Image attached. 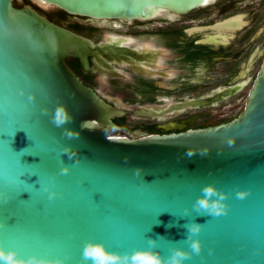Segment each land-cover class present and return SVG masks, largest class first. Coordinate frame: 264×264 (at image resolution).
I'll use <instances>...</instances> for the list:
<instances>
[{
	"label": "water",
	"instance_id": "1",
	"mask_svg": "<svg viewBox=\"0 0 264 264\" xmlns=\"http://www.w3.org/2000/svg\"><path fill=\"white\" fill-rule=\"evenodd\" d=\"M27 1L44 12L127 21L163 9L187 12L213 0ZM13 2L0 0V247L63 264H82L89 241L121 255L152 249L165 260L179 248L191 254L183 264H264V57L243 110L231 121L188 130L169 126L162 135L126 133L114 119L163 118L201 103L132 108L99 97L66 60L76 59L84 73L124 79L103 60L129 64L148 77L164 75L134 66L153 67L156 56L94 45ZM89 56L95 68H89ZM59 104L73 117L61 128L52 123ZM65 128L79 137L66 138ZM229 138L234 146L227 145ZM66 147L77 156L69 159ZM202 148L210 149L207 156L185 155ZM65 166L70 172L61 175ZM208 184L228 194L226 215L193 209ZM238 191L250 195L239 199ZM52 192L57 196L49 200ZM191 222L203 224L193 237L201 242L199 254L185 243L184 225ZM149 239L156 240L154 248Z\"/></svg>",
	"mask_w": 264,
	"mask_h": 264
},
{
	"label": "flooded vegetation",
	"instance_id": "2",
	"mask_svg": "<svg viewBox=\"0 0 264 264\" xmlns=\"http://www.w3.org/2000/svg\"><path fill=\"white\" fill-rule=\"evenodd\" d=\"M56 25L94 45L109 44L156 56L153 67L134 66L164 75L148 77L132 71L129 64L103 60L124 79L84 73L76 59H68L72 72L99 97L117 99L132 108L152 105L173 109L190 100L201 103L163 118L126 114L114 119L126 133L146 134L152 128L162 135L169 133L164 129L169 126L188 130L231 121L243 110L226 117L231 101L247 98L264 57V0H213L187 12L163 9L149 19L127 21L66 15ZM91 59L89 56L90 69L95 68ZM229 90L233 93L227 96Z\"/></svg>",
	"mask_w": 264,
	"mask_h": 264
},
{
	"label": "clouds",
	"instance_id": "3",
	"mask_svg": "<svg viewBox=\"0 0 264 264\" xmlns=\"http://www.w3.org/2000/svg\"><path fill=\"white\" fill-rule=\"evenodd\" d=\"M20 95H24L21 91ZM35 95L29 96L30 101L35 100ZM44 113L48 114V109H44ZM73 120L72 115L64 104H59L55 108L54 115L52 116V123L57 127L61 128L64 125L70 123ZM87 127V123L82 125ZM68 139H75L79 137V133L71 129L65 128L63 133ZM111 141V137H108ZM229 147L234 146L236 143L235 138H229L226 141ZM210 149L202 148L200 150L188 149L185 155L188 157L195 156L199 153L201 156H207ZM63 154L68 155L69 159L77 156V152L73 151L71 147H66L63 149ZM79 163V160H76ZM70 172V168L65 166L61 169V175H67ZM47 191V190H46ZM201 195L193 205V209L198 213V215H211V216H221L227 214L228 205L224 203L228 194L217 189L213 184H208L202 188ZM239 199H245L250 195L249 191H238L236 193ZM57 194L55 192L50 193L48 199H55ZM189 210H185V215H188ZM187 229V237L185 243L190 244V248L196 254H199L202 250L201 242L198 239H193L197 236L202 228L203 224L191 222L184 225ZM148 243L154 248L156 245L155 239H149ZM191 258V254L182 249L176 248L172 250V255L165 260L159 252L152 249L149 250H137L131 254H118L114 252H109L104 244L87 242L83 248L82 253V264H183L185 260ZM0 264H63V261L50 260L47 258L31 256L28 258H23L19 256L16 251H6L3 247H0Z\"/></svg>",
	"mask_w": 264,
	"mask_h": 264
},
{
	"label": "trees",
	"instance_id": "4",
	"mask_svg": "<svg viewBox=\"0 0 264 264\" xmlns=\"http://www.w3.org/2000/svg\"><path fill=\"white\" fill-rule=\"evenodd\" d=\"M13 5L17 8H20L22 6H30L35 11H37L40 15H42L43 17H45L47 20H49L50 22H52L54 24H60L61 21L66 17V14L62 11H59V10L48 11V12L41 11V10L37 9L36 7H34L33 5H31L27 0H20V1L14 0ZM66 65L71 69V64H70L69 60H66ZM155 133H157V132L154 131L152 128L147 129V131H146V135H152Z\"/></svg>",
	"mask_w": 264,
	"mask_h": 264
},
{
	"label": "rangeland",
	"instance_id": "5",
	"mask_svg": "<svg viewBox=\"0 0 264 264\" xmlns=\"http://www.w3.org/2000/svg\"><path fill=\"white\" fill-rule=\"evenodd\" d=\"M246 98H235L231 101L226 117H235L242 110Z\"/></svg>",
	"mask_w": 264,
	"mask_h": 264
},
{
	"label": "snow or ice",
	"instance_id": "6",
	"mask_svg": "<svg viewBox=\"0 0 264 264\" xmlns=\"http://www.w3.org/2000/svg\"><path fill=\"white\" fill-rule=\"evenodd\" d=\"M90 123H95V122L93 121V122H90ZM111 139H112V137H111Z\"/></svg>",
	"mask_w": 264,
	"mask_h": 264
}]
</instances>
